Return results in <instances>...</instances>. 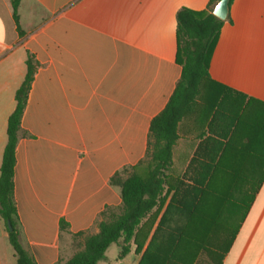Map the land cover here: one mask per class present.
Instances as JSON below:
<instances>
[{
    "label": "crops",
    "instance_id": "crops-1",
    "mask_svg": "<svg viewBox=\"0 0 264 264\" xmlns=\"http://www.w3.org/2000/svg\"><path fill=\"white\" fill-rule=\"evenodd\" d=\"M209 1L20 0L21 35L11 0H0V167L28 56L38 63L14 172L20 241L36 264H65L82 250L101 214L120 212L121 188L111 178L123 169L147 171L151 122L182 75L177 13L205 10ZM228 17L210 63L214 83L179 123L159 204L120 264L130 255L139 264L171 201L170 224L183 231V220L202 216L200 203L217 196L192 191L211 185L229 187V196L204 231L211 248L194 264H264V0H234ZM244 190L252 199L240 213L236 198ZM186 203L193 205L183 211ZM0 264H17L1 217Z\"/></svg>",
    "mask_w": 264,
    "mask_h": 264
},
{
    "label": "trees",
    "instance_id": "trees-1",
    "mask_svg": "<svg viewBox=\"0 0 264 264\" xmlns=\"http://www.w3.org/2000/svg\"><path fill=\"white\" fill-rule=\"evenodd\" d=\"M219 1L210 0L205 10L182 8L178 11L177 62L183 67L182 75L167 105L151 122L147 156L143 160V163L148 164L147 173L143 176L123 169L111 178V184L121 188L120 212L115 213L108 207L100 216L98 233L86 236L84 248L65 264H99L106 259L107 249L115 243L121 246L118 257L124 258L130 252V242L142 219L159 204L168 178L167 172L173 163V149L179 139V123L202 90L214 83L210 77V63L225 24V20L213 14ZM233 1H230V6ZM11 3L17 30L23 35L18 15L20 0H11ZM26 65L25 78L15 94V110L8 118L7 144L0 167V217L5 222L17 264H36L20 241L14 199L18 133L38 63L29 55ZM229 191L230 188L223 185L193 188L194 196L216 195L217 202H201L199 208L202 216L183 220L188 222L184 231L176 227L177 221L170 224V214L174 209L171 201L139 264H194L200 250L204 248V231L217 221V209L223 205ZM192 205L182 204L183 211L187 208L190 210ZM136 252H141L140 246Z\"/></svg>",
    "mask_w": 264,
    "mask_h": 264
},
{
    "label": "rangeland",
    "instance_id": "rangeland-1",
    "mask_svg": "<svg viewBox=\"0 0 264 264\" xmlns=\"http://www.w3.org/2000/svg\"><path fill=\"white\" fill-rule=\"evenodd\" d=\"M140 173L142 174V175H145L146 173H147V171H146V169L144 168H142L141 170H140ZM188 186L187 185H185V187L184 188H182V190H186V189H188L187 188ZM236 197H234V199H235ZM236 199H238V201L239 202H241L240 203V210H239V212L240 213H244V210H245V207L248 205V203L251 201V199H252V191L250 192V191H243V193L242 194H240V196H239V198H236ZM238 205V204H237ZM237 223H238V221L237 220H233L231 223H230V231L229 232H234V230H235V228H236V226H237ZM237 229V228H236ZM231 233H229L227 236H226V241H229V240H231L232 239V236L233 235H231ZM218 236H216V238H217ZM215 238V239H216ZM211 246L212 245H209V247L207 246V247H204L205 249L207 248H211ZM120 250H121V247H120V245L119 244H113L108 250H107V253H106V259L104 260V261H102V262H100V264H120V263H122L120 260V258L118 257V253L120 252ZM216 254H217V256H219V253L218 252H216ZM208 255H209V253H208V251H206V252H202V257H201V260H203V261H207V257H208ZM133 257H132V255H130L128 258H127V260L126 261H123V264H130L131 263V261L133 260L132 259ZM217 261H218V259L215 261L216 263H217Z\"/></svg>",
    "mask_w": 264,
    "mask_h": 264
},
{
    "label": "water",
    "instance_id": "water-1",
    "mask_svg": "<svg viewBox=\"0 0 264 264\" xmlns=\"http://www.w3.org/2000/svg\"><path fill=\"white\" fill-rule=\"evenodd\" d=\"M230 1L231 0H220L214 8L213 14L221 20H226L229 16Z\"/></svg>",
    "mask_w": 264,
    "mask_h": 264
}]
</instances>
